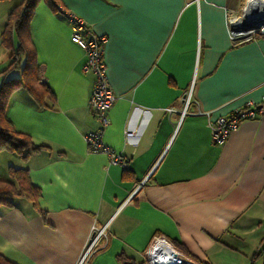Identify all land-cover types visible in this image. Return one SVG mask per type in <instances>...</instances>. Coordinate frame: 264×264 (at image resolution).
Masks as SVG:
<instances>
[{
  "label": "crops",
  "instance_id": "crops-1",
  "mask_svg": "<svg viewBox=\"0 0 264 264\" xmlns=\"http://www.w3.org/2000/svg\"><path fill=\"white\" fill-rule=\"evenodd\" d=\"M243 1L42 0L28 30L32 62L17 51V33L15 49L1 38L22 0L0 1V87L18 82L0 127L42 146L0 151L21 159L0 180L18 184L10 171L23 169L32 191L0 207L1 253L17 264H78L93 227H106L84 264H150L157 237L196 264H264V115L222 146L207 116L182 117L193 81L189 111L211 119L264 95V36L240 45L229 38L226 11ZM61 9L108 37L117 99L103 139L126 167L86 143L101 128L89 106L95 78Z\"/></svg>",
  "mask_w": 264,
  "mask_h": 264
},
{
  "label": "built area",
  "instance_id": "built-area-1",
  "mask_svg": "<svg viewBox=\"0 0 264 264\" xmlns=\"http://www.w3.org/2000/svg\"><path fill=\"white\" fill-rule=\"evenodd\" d=\"M60 12L65 14L71 25V40L79 45L85 53L84 70L92 72L95 78L89 106L101 124V128L97 131L88 132L85 135L86 143L92 152L107 155L111 164H120L126 167L128 158L108 146L103 139L104 130L110 123L108 111L117 99V95L108 80L107 64L104 57V47L108 37L96 33L87 21L78 14L64 11L63 9ZM226 14L229 38L233 45H240L259 36H264V0H244L238 10L231 11L227 9ZM194 84L195 81H193L185 95L182 117L188 114L207 116L209 118L212 141L215 145H224L231 132L245 121L257 119L264 115V95L258 101L249 100L243 106L232 110L229 114L218 116L215 119L210 118L211 111L198 109L195 112H190V105L194 102ZM131 135L130 132H127V136ZM144 183L145 181L139 185L135 192ZM105 231L106 227L101 229L93 227L89 245L78 264L85 263L94 247L105 235ZM147 258L150 264H196L192 259L182 256L171 246L169 240L163 237L155 238L147 252Z\"/></svg>",
  "mask_w": 264,
  "mask_h": 264
},
{
  "label": "trees",
  "instance_id": "trees-1",
  "mask_svg": "<svg viewBox=\"0 0 264 264\" xmlns=\"http://www.w3.org/2000/svg\"><path fill=\"white\" fill-rule=\"evenodd\" d=\"M1 1V0H0ZM42 0H22L10 12L5 29L2 33V44L9 49H15L12 36L17 33L19 36V43L17 51L20 53H27L28 61L32 62L34 59L33 53L29 50L28 44V30L30 28L31 20L35 14L38 4ZM51 6L55 5V0H44ZM27 62V61H26ZM15 61L12 63L14 64ZM17 80H5L0 87V112L4 110L6 100L11 90L17 85ZM42 146L35 145L30 136L10 129L0 127V151L8 150L18 153L30 152L39 150ZM10 174L18 181V184L8 181L0 180V207L13 206L14 199L20 195L31 196L32 191L28 187L30 183L25 175L23 169L12 168ZM28 183V185H27ZM0 264H17L9 260L3 253L0 252Z\"/></svg>",
  "mask_w": 264,
  "mask_h": 264
},
{
  "label": "rangeland",
  "instance_id": "rangeland-1",
  "mask_svg": "<svg viewBox=\"0 0 264 264\" xmlns=\"http://www.w3.org/2000/svg\"><path fill=\"white\" fill-rule=\"evenodd\" d=\"M21 159L16 154L2 153L0 154V173L2 169L9 165L21 166Z\"/></svg>",
  "mask_w": 264,
  "mask_h": 264
}]
</instances>
